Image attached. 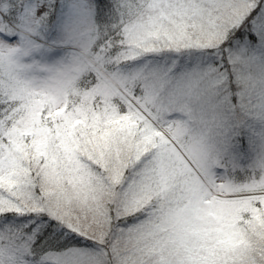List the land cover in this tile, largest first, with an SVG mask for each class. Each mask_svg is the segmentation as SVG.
Wrapping results in <instances>:
<instances>
[{"label":"snow or ice","instance_id":"6c2138e0","mask_svg":"<svg viewBox=\"0 0 264 264\" xmlns=\"http://www.w3.org/2000/svg\"><path fill=\"white\" fill-rule=\"evenodd\" d=\"M0 264H264V0H0Z\"/></svg>","mask_w":264,"mask_h":264}]
</instances>
